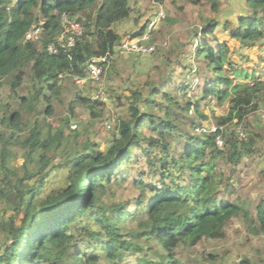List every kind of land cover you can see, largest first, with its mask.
Masks as SVG:
<instances>
[{
    "label": "trees",
    "instance_id": "trees-1",
    "mask_svg": "<svg viewBox=\"0 0 264 264\" xmlns=\"http://www.w3.org/2000/svg\"><path fill=\"white\" fill-rule=\"evenodd\" d=\"M212 1L216 10L218 1ZM247 5L250 11L235 24L206 19L196 43L195 59L205 65L198 73L205 82L203 94L221 103L231 99L228 116L216 117L215 132L199 131L193 122L199 133L192 135L177 121L179 111L188 114L194 109L200 118L206 115L200 112L199 100L184 104L168 88L172 73L135 85L137 90L127 96L128 118L115 123L116 134L106 150L90 139L78 140L77 129L67 133L66 127L72 126L68 120L54 128L44 119L24 134L20 111L3 105L0 229L7 243L0 249V264H181V250L202 237L220 235L236 216L249 231L264 234V199L253 218L247 207L243 211L236 202L219 198L216 183L217 174H224L222 166L242 163L256 142L250 134L244 138L235 129L226 132L230 121L242 122L249 110H256L264 82L248 83L254 73L230 62L231 49L215 32L222 26L241 42L264 40V0H247ZM132 10L130 0H0V79L9 77L11 93L18 95L26 80L24 68L30 66L32 89L19 94V103L34 110L35 102L43 98L48 102L45 114L52 115L61 92L60 74L85 76L92 57L114 55L122 39L118 24L131 18ZM63 13L82 23L85 33L68 52L52 54L47 46L62 31ZM33 23L43 27L42 37L25 42ZM148 26L135 34L143 35ZM77 105L93 117L102 116L106 107L80 91L70 107L73 116ZM219 137L225 139L223 146ZM182 141V151L175 153ZM16 146L27 150V160L38 158L41 167L31 169L26 162L21 175L10 165ZM135 148L146 163L139 176L129 179L131 159L142 158L133 157ZM60 149L67 154L63 166L69 183L40 197L46 168ZM261 172L264 175V168ZM125 187L131 191L122 198L120 189ZM239 264L255 263L245 258Z\"/></svg>",
    "mask_w": 264,
    "mask_h": 264
},
{
    "label": "rangeland",
    "instance_id": "rangeland-1",
    "mask_svg": "<svg viewBox=\"0 0 264 264\" xmlns=\"http://www.w3.org/2000/svg\"><path fill=\"white\" fill-rule=\"evenodd\" d=\"M216 1H218V8L215 10L212 0H130L133 8L131 18L118 24L122 40L136 35L135 33H139L144 24L149 23L147 31L150 33L151 44H155L157 50L149 55L118 50L107 65L101 80L97 83H90L88 91L80 92L85 97H90L92 93L95 95L98 89L105 92L106 100L102 103H105L106 107L102 116L93 117L80 105L75 106L76 115L71 114L72 101L79 91L71 75L60 80L61 92L54 101L52 115L45 114L48 102H45L43 98L35 102L34 110L21 106L19 94L27 95L29 89H32V84L28 86L31 74L30 66L24 68L26 80L18 95L11 93L9 77L0 79V115L4 110V104L8 106V110L20 111L25 128L24 134L30 133L36 123H40L44 119H48L54 128L68 120L72 126H70L71 128L66 127L67 133H70L72 128L77 129L78 140L90 139L98 143L102 150H106L117 130L114 126V128H107L106 125L107 123L115 125L122 118H128L130 100L127 96H130L132 89H136L135 85L140 82L142 84L148 82L147 79L159 81L172 73L168 88L179 95L184 104L188 101L199 100L200 112L207 116L200 118L194 109L188 114H182L179 111L177 112V121L182 123L186 130L189 129L192 135L199 133L192 128L193 122L197 123L196 128L199 131L206 128L215 132L218 123L216 117L228 116L232 107L231 99L221 103L215 97H206L203 94L205 82L201 80L198 73L205 65H202V62L198 63L195 59L196 43L201 37L206 19L217 18L221 24L232 20V24H235L239 18L250 11L247 0ZM96 9L97 7L92 12H96ZM158 13L161 14L159 18L161 21L154 19ZM215 32L222 42L229 45L231 49L230 62L234 66L244 67L250 74L254 73L249 81L242 79L235 81H248L251 84L255 81L264 82V40L244 43L230 36L228 32H224L222 26H219ZM156 65H158L157 68H155ZM173 68L174 70H172ZM211 75V71H208L207 76ZM139 89L143 90L142 86ZM261 92L264 94V88L261 89ZM255 103L257 104L256 110H249L250 112L246 113L242 122H239V119L230 121V128L226 132L231 133L232 128L244 138H247L248 134L253 136L256 141L253 145L254 152H250L239 165H233L234 168L231 165H223L224 174H217L216 181V183H220L217 196L236 202L243 211L247 207L253 218L256 216L257 204L264 199V175L261 172V169L264 168V95H261ZM236 123L242 124L236 125ZM2 127L3 125L0 124V129ZM220 139L223 146L226 136L225 139ZM72 143L73 141L66 146L73 147ZM184 143L182 141L176 145L175 153L182 151L181 145ZM62 149L57 152L52 163L46 168V184L43 192L39 194L40 197L69 183L65 179L68 170L63 166L67 154ZM133 153V157L138 155L142 158L140 161H137L136 157L131 159L129 179L139 176L144 163H146L139 149L135 148ZM26 154L27 150L16 146L11 156L10 165L15 167L21 175H23L26 162L31 169L41 167L38 158L31 162L26 159ZM1 185L2 180H0ZM120 191L124 194L122 197L124 198L130 193L131 188L125 187ZM8 213L10 214L11 211ZM4 236V232L0 229V249L7 243ZM179 257L182 259L181 264H239L245 258H249L255 264H264V234H255L249 231L244 220L240 216H236L226 224L223 233L210 238L198 239L189 246L188 250H181Z\"/></svg>",
    "mask_w": 264,
    "mask_h": 264
},
{
    "label": "built area",
    "instance_id": "built-area-1",
    "mask_svg": "<svg viewBox=\"0 0 264 264\" xmlns=\"http://www.w3.org/2000/svg\"><path fill=\"white\" fill-rule=\"evenodd\" d=\"M61 25L63 27L62 32L57 36L56 40L49 43L48 50L53 54H60L64 51L72 49L81 39L85 33V27L79 21L70 17L68 13H63L61 15ZM42 27L36 24L31 25L30 29L26 32V39H38L42 33ZM150 33L147 31L141 36L137 37H127L123 39L118 49L123 50L127 53H140L142 55H149L157 50L155 44H149ZM112 54L107 53L106 55L100 57H92L88 61L86 76H73L75 84L81 91H88V86L90 83H97L101 80L105 73V67L110 62ZM93 95V93H92ZM89 98L93 101H105V92L102 89H98L96 94ZM114 123H107V128H113ZM219 144L222 145V141L218 138Z\"/></svg>",
    "mask_w": 264,
    "mask_h": 264
},
{
    "label": "clouds",
    "instance_id": "clouds-1",
    "mask_svg": "<svg viewBox=\"0 0 264 264\" xmlns=\"http://www.w3.org/2000/svg\"><path fill=\"white\" fill-rule=\"evenodd\" d=\"M62 15V14H61ZM158 15V18H154V19H157V20H159V18H160V15L161 14H157ZM161 19H163V18H161ZM60 21H61V17H60ZM159 21H161V20H159ZM33 24H35V23H33ZM32 24V25H33ZM37 25V24H36ZM37 26H39V25H37ZM40 27H42V26H40ZM30 29V28H29ZM42 29H43V27H42ZM63 29V28H62ZM62 32V31H61ZM60 32V33H61ZM147 32V29H146V31L144 32V33H146ZM42 34H43V30H42V33H41V36L38 38V39H31V40H27L26 39V35H25V42H30V41H35V40H40V38L42 37ZM133 37H137V36H139V35H132ZM57 38V37H56ZM122 41V39L118 42V46H119V44H120V42ZM151 41V40H150ZM47 50H48V46H47ZM118 50H120V49H116V51H118ZM49 51V50H48ZM69 50H67V52H68ZM53 54V53H52ZM111 54V53H110ZM69 57H71L70 55H68ZM103 56V55H102ZM115 56V53H114V55H113V57ZM94 57H100V56H94ZM113 57L111 58V59H113ZM110 63V62H109ZM109 63H108V65H109ZM107 67V66H106ZM106 67H105V69H106ZM87 74H88V72H87ZM86 74V75H87ZM71 76H72V78H73V76H80V75H74V74H70ZM85 75V76H86ZM66 76H68V74H60V78L62 79L63 77H66ZM74 80V79H73ZM74 83H75V81H74ZM252 83H254V82H252ZM78 88V87H77ZM79 90V89H78ZM80 92H82L81 90H79ZM89 98V97H88Z\"/></svg>",
    "mask_w": 264,
    "mask_h": 264
},
{
    "label": "crops",
    "instance_id": "crops-1",
    "mask_svg": "<svg viewBox=\"0 0 264 264\" xmlns=\"http://www.w3.org/2000/svg\"><path fill=\"white\" fill-rule=\"evenodd\" d=\"M155 17L158 18V15H155ZM155 17H154V18H155ZM119 31H120V30H119Z\"/></svg>",
    "mask_w": 264,
    "mask_h": 264
}]
</instances>
